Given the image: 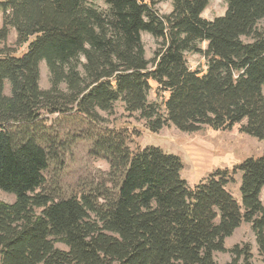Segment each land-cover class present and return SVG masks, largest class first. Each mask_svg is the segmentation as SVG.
<instances>
[{
  "label": "trees",
  "instance_id": "obj_1",
  "mask_svg": "<svg viewBox=\"0 0 264 264\" xmlns=\"http://www.w3.org/2000/svg\"><path fill=\"white\" fill-rule=\"evenodd\" d=\"M163 1H0V44L12 28L27 44L20 55L0 47V189L15 195L0 200V264H221L216 252L253 264L250 245H225L243 222L264 253V154L191 185L179 155L133 151L128 130L110 128L91 147L109 163L104 183L69 197L44 189L58 151L43 113L97 122L122 101L154 133L240 124L264 141V0H227L212 20L203 17L209 0H172L165 15ZM143 32L158 40L152 59ZM187 52L203 54L207 69L190 68ZM42 61L49 89L40 86ZM151 82L168 93L161 103L149 100ZM239 170L241 201L227 188Z\"/></svg>",
  "mask_w": 264,
  "mask_h": 264
},
{
  "label": "rangeland",
  "instance_id": "obj_2",
  "mask_svg": "<svg viewBox=\"0 0 264 264\" xmlns=\"http://www.w3.org/2000/svg\"><path fill=\"white\" fill-rule=\"evenodd\" d=\"M2 1V0H0ZM99 7H105L102 1H94ZM160 14H169L172 9V0H165L157 5ZM227 10V0H209L203 12V17L214 19L223 15ZM2 26V12L0 11V27ZM17 33L14 28L10 30L8 41L0 44L9 52L17 55L27 49V44L20 46L16 42ZM245 41L248 39L243 38ZM142 40L146 49V56L152 59L155 50L159 47L158 40L147 32L142 33ZM202 48L207 42L201 43ZM186 59L192 69L205 71L207 59L201 53L187 52ZM84 60V58H82ZM152 89L149 100L161 103L168 93L158 92L157 84L151 82ZM50 73L45 61L40 64V86L42 89L50 88ZM264 92V86H263ZM6 93H10V84H6ZM99 120L92 122L75 111L60 112L56 114L43 113V123L49 127L52 139L56 141L58 154L45 171L46 183L44 189L58 195L69 197L80 195L83 191L104 183L109 163L106 159L96 157L91 153L93 136L99 135L106 129H127L129 132V146L135 151L148 145L161 147L165 152L174 153L181 157L183 162L182 176L191 185L197 184L201 179L217 169H233L250 157H260L264 154V141L240 131V124L230 130H215L204 126L195 132H184L173 125L165 126L159 132H151L140 118L138 112L130 113L125 110L124 103H115L111 113L99 110ZM201 176V177H200ZM243 172L239 170L234 175V181L227 185L229 191L238 201H241L240 187ZM190 180V181H189ZM39 191V190H38ZM261 200L264 204V187L261 191ZM0 200L12 203L15 195L0 189ZM250 245L252 263L264 264V253L259 251L256 234L252 224L243 222L233 234L226 239V247L239 245L240 248ZM60 248H66L57 243ZM216 260L221 264L231 263L233 256L229 252H216ZM242 259L237 264H242Z\"/></svg>",
  "mask_w": 264,
  "mask_h": 264
},
{
  "label": "crops",
  "instance_id": "obj_3",
  "mask_svg": "<svg viewBox=\"0 0 264 264\" xmlns=\"http://www.w3.org/2000/svg\"><path fill=\"white\" fill-rule=\"evenodd\" d=\"M201 177V176H200ZM190 181V180H189ZM195 180H191L190 183L194 182Z\"/></svg>",
  "mask_w": 264,
  "mask_h": 264
}]
</instances>
